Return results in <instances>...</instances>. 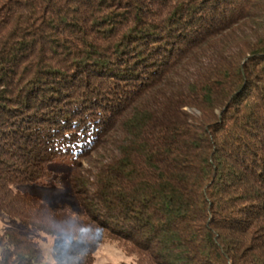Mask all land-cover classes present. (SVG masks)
I'll return each instance as SVG.
<instances>
[{
	"label": "trees",
	"instance_id": "trees-1",
	"mask_svg": "<svg viewBox=\"0 0 264 264\" xmlns=\"http://www.w3.org/2000/svg\"><path fill=\"white\" fill-rule=\"evenodd\" d=\"M56 161L77 212L15 191ZM0 211L131 264H264V0H0Z\"/></svg>",
	"mask_w": 264,
	"mask_h": 264
},
{
	"label": "rangeland",
	"instance_id": "rangeland-1",
	"mask_svg": "<svg viewBox=\"0 0 264 264\" xmlns=\"http://www.w3.org/2000/svg\"><path fill=\"white\" fill-rule=\"evenodd\" d=\"M53 176L37 184L23 185L15 189L27 197L35 198L50 208L68 206L78 211V202L69 185L70 161H56L49 166ZM7 229L23 233L39 244L43 264H78L82 256L90 255L95 264H131V259L120 245L110 239L77 240L63 243L60 239L46 235L39 230L26 228L16 218H10L0 211V234Z\"/></svg>",
	"mask_w": 264,
	"mask_h": 264
}]
</instances>
